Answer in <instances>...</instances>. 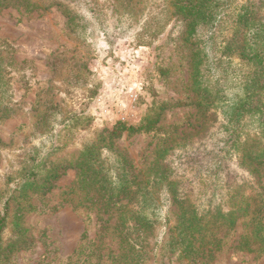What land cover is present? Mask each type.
<instances>
[{"label":"trees","instance_id":"16d2710c","mask_svg":"<svg viewBox=\"0 0 264 264\" xmlns=\"http://www.w3.org/2000/svg\"><path fill=\"white\" fill-rule=\"evenodd\" d=\"M53 7L62 10L72 32L86 26V17L100 26L108 18L102 0H0V10L31 13ZM173 17L185 22L191 46L192 100L154 102L139 124L114 125L105 145L112 153L110 167L95 146L87 147L73 164L53 162L57 152L73 144L77 131L91 124V117L71 111L60 120L48 107L40 119L46 134L0 189V264L13 249L5 244L11 213L18 247L26 240L23 219L35 209L32 195L49 193L69 169L77 170L79 189L95 194L102 215L122 210L117 223L123 249L120 264H142L141 236L160 218L159 201L151 189L159 190L161 199H171L179 211L169 244L181 258L204 257L212 254L213 247L220 249L213 232L224 226L234 228L252 204L256 206L253 238L258 250L264 251V0H156L137 34L138 45L153 43ZM12 62L11 46L0 38V119L16 110ZM174 105L196 107L206 119L201 131H210L208 139L198 146L160 144L149 175L141 178L132 160L116 147L115 138L158 130ZM180 144L186 149L182 168L173 161ZM102 215L98 216L101 231L110 221ZM239 249L253 250L248 236L241 239Z\"/></svg>","mask_w":264,"mask_h":264},{"label":"rangeland","instance_id":"374dc122","mask_svg":"<svg viewBox=\"0 0 264 264\" xmlns=\"http://www.w3.org/2000/svg\"><path fill=\"white\" fill-rule=\"evenodd\" d=\"M107 5L105 26L86 17L77 32L68 28L62 10L26 13L16 8L0 10V38L12 48V103L15 112L0 119V189L24 155L46 134L41 116L48 107L60 120L71 111H83L91 124L77 131L70 146L51 159L73 164L89 146L110 167L112 153L105 146L114 125L122 121L139 124L154 102L191 101V46L185 22L173 17L150 45H138L137 34L156 0H102ZM55 118V119H56ZM206 119L193 105L169 108L158 130L115 138V145L133 162L141 178H147L162 143H206L210 131H201ZM199 131V133H198ZM180 144L174 165L184 167L186 149ZM78 173L69 169L46 195H32L35 209L26 214V240L16 246L13 216L5 233V244L13 249L5 264H120L121 240L117 223L121 209L99 212L94 193L79 189ZM159 201L160 218L142 238V264H264V251L253 238L252 218L256 206L239 218L234 228L216 229L220 249L195 259L181 258L172 251L179 211L159 190L151 189ZM13 208V206H12ZM110 218L101 231L98 216ZM253 250H240L243 237ZM213 238V237H212ZM213 240V239H210ZM210 243L207 249L211 248Z\"/></svg>","mask_w":264,"mask_h":264}]
</instances>
